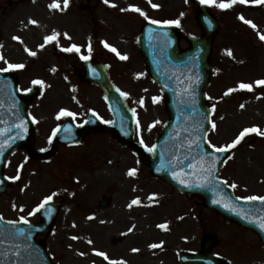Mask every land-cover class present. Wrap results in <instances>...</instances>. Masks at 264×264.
<instances>
[{
  "label": "rangeland",
  "instance_id": "1",
  "mask_svg": "<svg viewBox=\"0 0 264 264\" xmlns=\"http://www.w3.org/2000/svg\"><path fill=\"white\" fill-rule=\"evenodd\" d=\"M53 2L0 0V67L7 66L5 60L23 64L22 69L8 71L18 75L21 91L34 85L41 88L29 108L36 128L35 150L50 149L53 131L65 119L81 124L95 112L104 125L112 123L101 90L80 79L86 72L81 56L110 64L113 84L127 94L123 96L135 116L134 141L144 149L154 146L169 115L160 86L145 73L138 44L141 27L152 20L178 21L180 47L186 49L187 36L202 35L196 19L200 0H68L67 7L63 0H55L59 8H51ZM220 2L205 4L221 25L212 43V77L206 90L212 112L208 133L212 149L231 144L245 128L264 132V85L255 83L264 80V40L260 39L264 3L249 0L222 9L216 6ZM53 33L56 39L45 43V37ZM105 43L116 52L105 48ZM72 45L79 48L78 53L62 50ZM241 83L252 85L251 90L241 89ZM225 93L230 99H224ZM62 109L74 115L57 119ZM87 137L72 147L58 146L52 158L40 162L19 151L5 168L10 184L0 195L4 221L23 217L39 222L35 210L49 195L59 206L53 232L45 239L55 264H180L179 253L200 252L209 237L216 241L211 253L228 264H264V248L255 233L225 223L200 197L188 200L155 179L149 157L124 147L111 133ZM130 169L136 170L134 176L128 175ZM218 178L240 199L264 197V135L249 133L231 148ZM106 196L112 200L110 208L96 213V205ZM133 199L139 203L129 207ZM154 244L158 247H150ZM96 252L105 253L108 260Z\"/></svg>",
  "mask_w": 264,
  "mask_h": 264
},
{
  "label": "water",
  "instance_id": "2",
  "mask_svg": "<svg viewBox=\"0 0 264 264\" xmlns=\"http://www.w3.org/2000/svg\"><path fill=\"white\" fill-rule=\"evenodd\" d=\"M197 21L204 34L199 38L188 37L191 45L185 51L179 49L173 25L147 24L142 29L139 42L147 74L161 85L170 116L151 154L150 170L155 177L181 192L201 196L205 206L222 215L227 222L234 221L254 230L264 246V229L260 227L264 222V201H240L230 188L217 179L227 151L214 152L207 145L211 113L206 104L205 91L211 78L208 57L220 26L206 5L199 7ZM86 67L87 79L101 86L105 93L115 119V136L126 147L137 148L140 154H146L133 141L134 117L121 93L110 85L107 74L101 72L100 66L88 62ZM17 85L15 75L0 72V194L6 191L8 185L4 177L5 165L16 150L26 149L37 159L47 158L52 152L32 153L34 130L27 111L39 89L33 88L21 94ZM225 98L229 99V95ZM21 123L23 127H18ZM102 129L94 115L88 117L82 128L66 122L55 134L52 150L57 144L78 143L85 134ZM209 168L212 169L210 175L205 171ZM108 204L109 200L103 199L98 210ZM58 210L52 202L45 204L40 208L41 221L35 225L6 224L0 219V264H53L46 255L44 244L36 240V236L50 235ZM214 243L213 239H207L201 253L181 254V263L226 264L210 255Z\"/></svg>",
  "mask_w": 264,
  "mask_h": 264
},
{
  "label": "snow or ice",
  "instance_id": "3",
  "mask_svg": "<svg viewBox=\"0 0 264 264\" xmlns=\"http://www.w3.org/2000/svg\"><path fill=\"white\" fill-rule=\"evenodd\" d=\"M105 3H108V0H104ZM236 2H239V3H247L249 2V0H230V2L228 3H225L223 2V0H221V2L219 4H217L216 6L217 7H220L222 9H226V8H229L232 6L233 3H236ZM251 2L253 3H256V4H260V3H264V0H251ZM63 3H64V7H67L68 6V0H63ZM200 3L201 4H213L215 3V0H200ZM51 8H59V4L55 2H53V4L50 5ZM153 7H157V5H153ZM132 11H136V12H139L140 15H144L143 12H140V9L138 8H132ZM147 19V17H145ZM241 20H243L244 23L246 24H249L251 25L252 27H255V25L252 24L251 21H248V20H245L243 17H240ZM29 23L31 24H35L36 21L35 20H29ZM150 23H153V24H158L160 23L159 21H155V20H152L150 21ZM165 25H172V24H175L177 26H179V22L178 21H165L164 22ZM13 39H18V37H13ZM56 39V34L53 33L51 36H46L45 37V43L47 42H51L53 40ZM260 39L261 40H264V35L260 36ZM105 48H109L110 51H113V52H116V49L114 48H111L107 43L104 44ZM41 47H43V45H41ZM63 51H66V52H72V51H75V52H79V48L76 46V45H72L71 47L69 48H65V49H62ZM90 50V49H89ZM25 51L28 52L29 55H35V52H31L29 51L27 48H25ZM117 55L119 56L120 59H127L126 56H122L120 55L119 53H117ZM89 57L87 56H81V59L82 60H87ZM0 60H3V57L0 56ZM4 63L7 65L6 67H0V72H8V71H11V70H17V69H22L24 67L23 64H12V63H9L8 61H4ZM34 84H40L42 83L41 81H33ZM258 86L259 85H264V80H258L255 82ZM239 87L241 89H247V90H251L252 88V85L250 84H244V83H241L239 85ZM232 89H229V92H231ZM227 95V93H225ZM121 95H127L126 93H121ZM158 100L157 97H154L153 98V101L156 102ZM241 107H243V105H241ZM61 115H64V116H73L74 114L71 113V112H67L65 110H61V112L57 115V119L60 118ZM105 123H107V121H105ZM18 127H23V124L21 123L20 125H18ZM213 129H215V124L212 125ZM55 131H53V135H55ZM249 133H257L258 135H264V132H260L257 128L253 127V128H245L243 129L239 135L235 138V140H233V142L229 145H227L226 147H219V148H215L214 150L216 152H220V153H223V152H226L228 151L229 149L235 147L237 144L240 143V141L244 138V136H246L247 134ZM141 144H143V141L141 140ZM211 147V145H210ZM155 148V146H152L151 148H148L147 150L149 152L153 151ZM209 175L211 174V171L212 169L209 168V169H206L205 170ZM136 173V170L135 169H130L129 172H128V175L129 176H134ZM188 186V185H186ZM199 186V185H198ZM232 187H235V185H232ZM54 195V194H53ZM247 200H260V201H264V197H257V196H250V197H247L246 198ZM52 200V195H49L47 197H45L43 203L35 210V211H39L40 208H43L45 204H47L49 201ZM139 203V200L138 199H133L132 202H131V205H129V207H131L132 205H135V204H138ZM34 213H29V215H33ZM21 221L25 224L28 223V221L26 219H24L23 217H21ZM9 223H12V222H9ZM159 227L161 228H164L165 225H159ZM260 227L261 229H264V222H261L260 224ZM129 231H131V229H129ZM72 239H76V237H72ZM150 247H158V245H151ZM133 251H136V249H133ZM81 255H83L81 253ZM96 255L98 256H102L105 260H108V257L105 255V253L103 252H96ZM109 264H122V262H118V261H109Z\"/></svg>",
  "mask_w": 264,
  "mask_h": 264
},
{
  "label": "flooded vegetation",
  "instance_id": "4",
  "mask_svg": "<svg viewBox=\"0 0 264 264\" xmlns=\"http://www.w3.org/2000/svg\"><path fill=\"white\" fill-rule=\"evenodd\" d=\"M145 258H146V256H145Z\"/></svg>",
  "mask_w": 264,
  "mask_h": 264
}]
</instances>
